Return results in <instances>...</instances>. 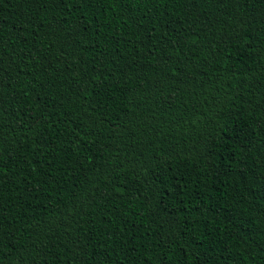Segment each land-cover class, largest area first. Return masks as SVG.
<instances>
[{
  "label": "trees",
  "instance_id": "trees-1",
  "mask_svg": "<svg viewBox=\"0 0 264 264\" xmlns=\"http://www.w3.org/2000/svg\"><path fill=\"white\" fill-rule=\"evenodd\" d=\"M0 264H264V0H0Z\"/></svg>",
  "mask_w": 264,
  "mask_h": 264
}]
</instances>
